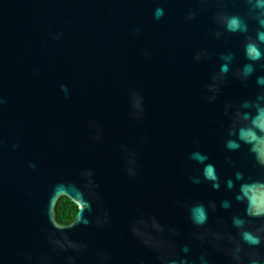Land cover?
<instances>
[{
	"label": "water",
	"instance_id": "obj_1",
	"mask_svg": "<svg viewBox=\"0 0 264 264\" xmlns=\"http://www.w3.org/2000/svg\"><path fill=\"white\" fill-rule=\"evenodd\" d=\"M250 8L0 0V264H264V217L235 199L241 183L264 182V165L243 142L225 146L247 123L237 113L254 112L242 103L264 93V59L245 55L258 28ZM233 15L247 32L226 30ZM194 152L215 166L219 190ZM64 195L88 202L86 225L57 221ZM196 205L204 224L192 221ZM233 217L261 243H246Z\"/></svg>",
	"mask_w": 264,
	"mask_h": 264
},
{
	"label": "clouds",
	"instance_id": "obj_2",
	"mask_svg": "<svg viewBox=\"0 0 264 264\" xmlns=\"http://www.w3.org/2000/svg\"><path fill=\"white\" fill-rule=\"evenodd\" d=\"M251 6L250 10L253 13V18L258 24L256 32V40L249 41L245 45V55L250 61H259L264 59V50L260 45H264V0H247ZM164 15L162 8L155 10L154 16L159 20ZM224 26L229 32H247L248 25L239 16H227L223 19ZM200 56H197L199 59ZM221 59L225 61L220 66V72L226 74L229 71V64L233 60L232 54L221 56ZM254 71L252 64H245L243 67V78L249 77ZM258 85L264 86V76H258L256 78ZM244 109H254L253 111L238 112L237 115L241 121L247 122L242 124L238 128H234L229 131L230 137L234 139H228L226 141V147L229 150H236L240 147L241 142L250 146V151L255 154L257 161L264 165V93L258 95L255 101H244L241 105ZM192 159L198 161L204 165L203 175L204 178L212 183L213 189L219 190L220 183L219 178L216 175L215 166L212 164H205L208 159L206 155L200 152H194ZM243 174L237 172L235 174V181H243ZM194 183H199L196 179ZM226 186L229 190L235 186L233 179L226 181ZM235 199L237 201L246 203V215L250 217H264V182L253 183H241L239 192ZM223 208H229L230 202L222 201ZM85 208H90L87 201L82 198L75 200L64 195L59 202L57 219L63 224H71L73 221L78 223L87 224L88 220L82 215ZM191 218L193 223L197 225L204 224L207 220V210L203 205H196L191 209ZM233 225L242 229L241 237L249 245H259L261 243V237L254 234L251 231L244 230L246 221L241 217H233ZM183 251L187 252L188 248L185 246ZM253 264H259V261L253 260Z\"/></svg>",
	"mask_w": 264,
	"mask_h": 264
},
{
	"label": "trees",
	"instance_id": "obj_3",
	"mask_svg": "<svg viewBox=\"0 0 264 264\" xmlns=\"http://www.w3.org/2000/svg\"><path fill=\"white\" fill-rule=\"evenodd\" d=\"M62 198V197H61ZM60 198V199H61ZM59 202H60V200L58 201V203H57V206H56V218H57V216H58V208H59ZM57 221L61 224V222L57 219ZM64 225H66V224H64Z\"/></svg>",
	"mask_w": 264,
	"mask_h": 264
}]
</instances>
